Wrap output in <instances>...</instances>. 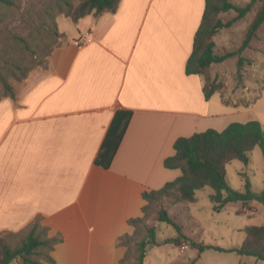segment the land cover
Masks as SVG:
<instances>
[{
  "label": "crops",
  "instance_id": "crops-1",
  "mask_svg": "<svg viewBox=\"0 0 264 264\" xmlns=\"http://www.w3.org/2000/svg\"><path fill=\"white\" fill-rule=\"evenodd\" d=\"M203 10L204 0H120L114 12L71 23L57 16L63 39L47 65L0 98V233L40 217L62 234L55 264H106L107 253L116 264L110 246L132 232L142 192L181 174L164 166L174 141L253 120L217 91L206 100L205 77L185 72ZM233 33L231 25L213 36L218 52L231 49ZM118 110L131 117L104 168L95 158ZM247 204L264 217L263 204Z\"/></svg>",
  "mask_w": 264,
  "mask_h": 264
},
{
  "label": "trees",
  "instance_id": "trees-1",
  "mask_svg": "<svg viewBox=\"0 0 264 264\" xmlns=\"http://www.w3.org/2000/svg\"><path fill=\"white\" fill-rule=\"evenodd\" d=\"M23 1L0 0V98L14 97V84L11 80L22 81L34 68L47 65L48 57L59 44L57 40L62 37L56 23L58 15L77 21L90 13L97 16L104 12H114L120 2L29 0L20 13L19 25L14 30L9 29V20L20 11ZM253 8H256L255 15L239 47L236 50L217 53L213 36L220 29L230 27L243 18ZM230 10H233L235 15L227 21L221 20L219 14ZM263 23L264 0H249L243 6L229 0H204V10L193 38L192 51L185 64V72L205 77L203 94L206 100L216 91V85L209 83L207 69L212 64H219L229 57L237 56L236 77L240 81L244 63L252 64V60L243 57L241 53L257 38ZM130 117L129 110L116 111L95 158L96 165L109 167ZM255 147H259L264 156V129L258 120L231 122L221 131L208 128L188 137H178L173 143L175 152L164 159V166L178 168L181 174L159 189L142 192L145 201L141 209L142 215L131 217L127 221L133 227V232L124 233L116 239L118 246L126 247L120 264H131L129 259L133 248L136 253L135 264H143L147 247L157 244L156 228L147 221L153 206L164 199L173 202H194L197 190L210 187L212 193L209 194V199L214 203V208L221 209L230 202L246 203L249 200H256L264 205V189L252 192L250 182L246 180L244 191H237L230 188L226 181L227 165L233 160L247 165L250 162V153ZM156 220L170 224L177 231L176 236L164 238V244L185 243L199 251L203 250L202 244L181 231L179 223L166 209L160 208L157 211ZM243 232L245 238L242 243L227 251L264 260V225L248 224L243 228ZM60 242L61 236L50 235L48 226L43 225L41 218L37 217L20 231L0 233V264H55L61 244L56 245ZM207 247L220 250L219 247Z\"/></svg>",
  "mask_w": 264,
  "mask_h": 264
},
{
  "label": "rangeland",
  "instance_id": "rangeland-1",
  "mask_svg": "<svg viewBox=\"0 0 264 264\" xmlns=\"http://www.w3.org/2000/svg\"><path fill=\"white\" fill-rule=\"evenodd\" d=\"M229 1L243 6L249 0ZM28 2L29 0H24L20 11L10 18L9 29L14 30L19 25L20 13ZM255 12L256 8H253L243 18L232 24L234 33L231 37L227 35L228 46L231 49L223 48L219 52L216 50L217 53L236 50L239 47L237 38L245 36L246 29ZM234 15L235 12L230 10L220 13L219 17L221 20L227 21ZM63 19L67 23H71L70 18L64 15L60 16V21ZM67 23L60 22V26L69 29ZM62 39L63 37H60L57 42L60 43ZM241 55L251 59L252 64L244 63L240 81L236 77L237 57L227 58L223 65L212 64L207 69L208 80L210 84L216 85V91L220 93L223 101L237 106H248L249 109L246 111L249 113H246L245 117L249 118L250 116L249 119L258 120L264 129V23L258 30L257 38L251 41V47L242 51ZM11 82L14 84L13 80ZM246 180L250 182L252 192H260L264 189V156L259 147H255L250 153V162L247 165L239 160H233L227 165L226 181L230 188L244 191ZM210 193H212V189L205 187L196 191L194 202H173L164 199L153 206L147 222L156 228L157 244L147 247L143 264H264V260L227 251L242 243L245 238L243 228L246 225H264V217L248 212L254 210L247 204L248 201L246 203H227L221 209L214 208V203L209 199ZM160 208L167 210L168 214L179 223L181 231L186 236L202 244L203 250L199 251L185 243L180 245L164 244L163 239L176 236L177 231L170 224L156 220V214ZM58 234L62 238V234L60 232ZM207 246L219 247L220 250ZM111 251L116 253V264H120L126 247L118 246L115 240L110 246L109 253ZM53 253L54 251L52 252L54 258ZM135 254L133 248L129 259L131 264H135ZM106 255L103 260L106 264H111L112 255L108 253Z\"/></svg>",
  "mask_w": 264,
  "mask_h": 264
}]
</instances>
